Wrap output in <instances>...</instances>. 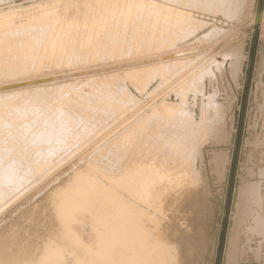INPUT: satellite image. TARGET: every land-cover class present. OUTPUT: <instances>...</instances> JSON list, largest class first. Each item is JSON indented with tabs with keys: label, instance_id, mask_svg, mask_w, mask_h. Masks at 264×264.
Listing matches in <instances>:
<instances>
[{
	"label": "rangeland",
	"instance_id": "obj_1",
	"mask_svg": "<svg viewBox=\"0 0 264 264\" xmlns=\"http://www.w3.org/2000/svg\"><path fill=\"white\" fill-rule=\"evenodd\" d=\"M233 2L0 0V86L65 74L56 80L45 79L0 91V136L4 132L3 136L8 138L0 137V264H44V260L47 264L48 258L50 264H75L76 259L86 258L74 240L85 243L96 240L97 232L90 228H95L92 220L95 214L92 207L88 211L80 203L79 211L74 210L64 218L60 208L65 197L79 189L82 197L77 198L86 197L91 204L90 199L93 201L101 191L99 199L103 202H100L107 199L112 204L110 208L107 202L102 205L103 216L116 214L114 193L127 196V189L118 185V180L136 169L144 172V162L147 158L152 161V157L161 158L157 166H162V173L156 171L168 180L163 186L169 189V181L176 185L181 179L183 186L176 188L172 184L175 190L169 189L174 192L180 189L185 195L183 198L176 191L180 196L178 199L174 196L181 204L173 208L177 222L187 220L191 214L188 210H193L191 199L187 201L191 206L182 205L191 190L186 179L195 175L200 185L204 183L200 187L206 192L209 207L195 219L196 223L203 220L202 226L196 224L195 228L204 232H201L203 251L198 252L195 264H264V0ZM8 28L11 33L7 35ZM19 30L28 35L19 34ZM48 38H53L54 44L49 45ZM187 47L196 53L142 61L159 58L162 51L166 56L173 48ZM82 70L86 73L76 72ZM13 112L17 116L12 117ZM14 118L19 122H14ZM9 124L14 125L15 131L11 125V129L7 128ZM24 126L31 128L26 131ZM53 137L56 139H50ZM179 149L183 159L177 153ZM216 155L218 167L214 166ZM180 162L183 167L178 171ZM184 163L195 170L185 171ZM190 167L186 170L191 171ZM169 171L174 174L173 177L170 172L172 176H168L172 180L167 177ZM124 200L127 201L126 197ZM128 204L132 210L137 207L136 202ZM184 212L187 214L183 215ZM69 216L73 219L67 220ZM63 222H68L67 226Z\"/></svg>",
	"mask_w": 264,
	"mask_h": 264
},
{
	"label": "bare ground",
	"instance_id": "obj_2",
	"mask_svg": "<svg viewBox=\"0 0 264 264\" xmlns=\"http://www.w3.org/2000/svg\"><path fill=\"white\" fill-rule=\"evenodd\" d=\"M166 1V0H165ZM222 1H224V0H222ZM230 1V0H229ZM236 1L237 0H235V2H233V3H236ZM241 1V0H240ZM232 2V1H231ZM189 3V2H188ZM229 4H230V2H228ZM135 4V3H134ZM186 4V3H185ZM223 4V3H222ZM226 4L227 3H225V5L224 6H226ZM228 4V5H229ZM213 5V4H212ZM235 5V4H234ZM234 5H233V7H234ZM236 5H239V4H236ZM231 6V5H230ZM229 6V7H230ZM232 7V8H233ZM237 6H235V8H236ZM227 8V7H226ZM232 8H230V9H232ZM238 8V7H237ZM214 10V9H213ZM229 10V9H228ZM215 11V10H214ZM236 11V10H235ZM233 12V11H232ZM187 13V12H186ZM212 13V12H211ZM215 13V12H214ZM154 14V13H153ZM160 14H161V12H160ZM190 15V14H189ZM221 15H223V14H221ZM152 16V15H151ZM154 18V17H153ZM169 18V17H168ZM156 19H158V18H156ZM229 19V18H228ZM158 20H160V19H158ZM123 21V20H122ZM170 21V20H169ZM156 22V21H155ZM162 22V21H161ZM126 23V22H125ZM69 24V23H68ZM131 24V23H130ZM143 24V23H142ZM158 24V23H157ZM129 25V24H128ZM168 26V25H167ZM100 27V26H99ZM155 27V26H154ZM174 27V26H173ZM46 29H47V27H45ZM72 28H74V27H72ZM72 28H69V29H72ZM82 28V27H81ZM22 29V28H21ZM76 29V28H75ZM79 29V28H78ZM134 29V28H133ZM164 29V28H163ZM10 28H8L5 32H7V35L9 34V32H10ZM45 30V29H44ZM73 30V29H72ZM82 30V29H81ZM13 31H14V29H13ZM35 31V30H34ZM33 31V32H34ZM69 31V30H68ZM170 31V30H169ZM19 32V34L20 33H23V34H25V35H28L27 33H24V32H21L20 30L18 31ZM80 32V31H79ZM158 32V31H157ZM172 32V31H171ZM11 33V32H10ZM14 33H17V32H14ZM83 33V32H82ZM38 34V33H37ZM76 34V33H75ZM17 35H18V33H17ZM36 35V34H35ZM79 35V34H78ZM164 35V34H163ZM163 37V36H162ZM208 37V36H207ZM210 37V36H209ZM134 38H136L135 36H134ZM188 38V37H187ZM204 38V37H203ZM1 40V39H0ZM201 40V39H200ZM45 41V40H44ZM46 41H50V43H49V45H52V44H54V42L53 41H55L53 38H48ZM139 41V40H138ZM204 41V40H203ZM219 41V40H218ZM140 42V41H139ZM159 43H161V42H159ZM7 44V43H6ZM122 46V45H121ZM199 46V45H198ZM110 48H112V47H110ZM129 48V47H128ZM222 48V47H221ZM117 49V48H116ZM137 49V48H136ZM220 49V48H219ZM108 50H110V49H108ZM107 50V51H108ZM144 50V49H143ZM172 51V52H171ZM171 51L170 52H168L167 54H166V56H164L165 54L164 53H162V52H160V54H161V56L159 57V58H149L148 60H142L143 61V63H147V62H149V61H151V60H156V59H167L168 57L169 58H178V57H180V56H183V57H186V56H191V55H193V54H195L196 52H194L195 51V49H193V48H191V47H187L186 49H177V48H173V49H171ZM199 51V50H198ZM109 52V51H108ZM158 53V52H157ZM110 54V53H109ZM112 54V53H111ZM200 54V53H199ZM204 54H206V53H204ZM203 54V55H204ZM116 55H117V53H116ZM208 55V54H207ZM180 62V61H179ZM116 63V62H115ZM114 63V65H116ZM120 63V62H119ZM111 64V63H110ZM113 64V63H112ZM112 64H111V66L110 67H112ZM122 64L124 65V66H126L127 64H125V63H123V61H122ZM109 66V65H108ZM150 68V67H149ZM181 69V68H180ZM176 70V69H175ZM76 72H81V73H86L84 70H82V71H76ZM76 72H72L73 74L74 73H76ZM180 72V71H179ZM176 73H177V71H176ZM175 74V73H174ZM183 74V73H182ZM25 75V74H24ZM186 75V74H185ZM187 75H188V73H187ZM85 76V75H84ZM164 76V75H163ZM176 76V75H175ZM60 77H65V74H58L57 76H48V77H41V78H39L40 80H44L45 81V79H50V80H56V79H58V78H60ZM168 77V76H167ZM183 77V76H182ZM181 77V78H182ZM44 78V79H43ZM28 79V78H27ZM39 79H31L30 80V82H32V80H39ZM164 79V78H163ZM169 79H170V76H169ZM18 80V79H17ZM179 80V79H178ZM177 80V81H178ZM182 80V79H181ZM24 81V80H23ZM27 83H28V81H29V79L28 80H25ZM166 81H169V80H167L166 79ZM176 81V82H177ZM15 82V81H14ZM17 82V81H16ZM180 82V81H179ZM17 83H20V82H17ZM17 83H10V84H17ZM41 83V82H40ZM166 83V82H165ZM178 83V82H177ZM9 84V85H10ZM175 84V83H174ZM4 85H8V84H3V86ZM26 85H30V84H26ZM26 85H22V86H26ZM31 85H33V84H31ZM3 86H0V91L2 90L1 88H3ZM119 86V85H118ZM172 86V85H171ZM181 86V85H180ZM183 86V85H182ZM13 88H19V87H13ZM122 88V87H121ZM120 88V89H121ZM146 88V87H145ZM170 88V87H169ZM11 89V88H10ZM169 90V89H168ZM167 90V91H168ZM3 91V90H2ZM166 92V91H165ZM175 92V91H174ZM121 93V92H120ZM145 93V92H144ZM152 93H153V91H152ZM109 94V93H108ZM130 94V93H129ZM151 95V94H150ZM97 97V96H96ZM162 101V100H161ZM163 102V101H162ZM171 104V103H170ZM10 105V104H9ZM16 105V104H15ZM165 105V104H164ZM202 105V104H201ZM205 105V104H204ZM87 106V105H86ZM207 106V105H206ZM93 107V106H92ZM6 108V107H5ZM13 108V107H12ZM23 108V107H22ZM25 108H29V107H25ZM9 109H10V107H9ZM20 109V108H19ZM7 110V109H6ZM23 110V109H22ZM21 110V111H22ZM25 110V109H24ZM30 110V109H29ZM28 110V111H29ZM2 111H4V110H2ZM15 111V110H14ZM24 112V111H23ZM25 112H26V110H25ZM9 113V112H8ZM14 113V112H13ZM113 113V112H112ZM156 113V112H155ZM28 114V113H27ZM153 114V113H152ZM18 115H20L19 113H18ZM32 115V114H31ZM158 115V114H157ZM14 116H17V115H15V113H14V115H12V117H14ZM21 116H25V114L24 115H21ZM20 116V117H21ZM166 116V115H165ZM33 117V116H32ZM153 117V116H152ZM156 117V116H155ZM182 117V116H181ZM11 119V121H9ZM8 121L11 123V122H13L12 121V118H10ZM25 119V118H24ZM30 119H33V118H31L30 117ZM150 119V118H149ZM153 119V118H152ZM151 119V120H152ZM7 121V122H8ZM16 121H18V120H16ZM15 121V118H14V122H16ZM31 121V120H30ZM109 121V120H108ZM19 122V121H18ZM23 123H25L26 122V120H25V122H24V120L22 121ZM21 122V123H22ZM110 122V121H109ZM111 123V122H110ZM210 123V122H209ZM8 124V123H7ZM14 125L16 124V123H13ZM20 124V123H19ZM160 124V123H159ZM11 124H9L8 126H7V128L10 126ZM13 125V126H14ZM17 125V124H16ZM22 125V124H21ZM23 125H25V124H23ZM26 125H28V124H26ZM31 125V124H30ZM157 125V124H156ZM12 126V125H11ZM12 126V127H13ZM134 126V125H133ZM18 127V126H17ZM25 127V129L26 128H31L30 126L28 127H26V126H24ZM101 127V126H100ZM156 127V126H155ZM168 127V129H169V126H167ZM184 127V126H183ZM211 127H212V125H211ZM211 127H209L208 129H210V131H211ZM2 127H0V129H1ZM4 128H6V127H4ZM10 128V127H9ZM15 127H13V130L15 131V129H14ZM146 128V127H145ZM157 128V127H156ZM163 128V127H162ZM180 128H182V126L180 127ZM11 129V128H10ZM165 129V128H164ZM178 129H179V127H178ZM9 130V129H8ZM7 130V131H8ZM18 130V129H17ZM29 130V129H28ZM149 130V129H148ZM170 130V129H169ZM12 131V130H11ZM19 131H20V128H19ZM18 131V132H19ZM26 131H27V129H26ZM30 131V130H29ZM82 131V130H81ZM93 131V130H92ZM133 131H135V130H133ZM133 131H132V133H133ZM181 131V130H180ZM209 131V132H210ZM6 132V131H5ZM17 132V131H16ZM31 132V131H30ZM39 132V131H38ZM45 132V131H44ZM47 132H49V131H47ZM94 133H95V131H93ZM150 132V131H149ZM190 132V131H189ZM13 133V132H12ZM15 133V132H14ZM22 133V132H21ZM24 133V132H23ZM27 134H28V132H26ZM31 133H33V132H31ZM37 132L36 131H34V135L36 134ZM42 133V132H41ZM124 133V132H123ZM122 133V134H123ZM131 133V134H132ZM140 133H141V131H140ZM167 133H170V132H167ZM194 133V132H193ZM20 134V133H19ZM52 134V133H51ZM57 134V133H56ZM121 134V133H120ZM3 135H6L4 132L2 133V135L0 136V137H2ZM11 135H13V134H11ZM10 135V136H11ZM44 135V134H43ZM47 135H50V134H47ZM52 135H54V134H52ZM60 135V134H59ZM84 135V134H83ZM87 135V134H86ZM85 135V136H86ZM91 136H93L92 134H90ZM90 135H89V137H90ZM133 135V134H132ZM146 135V134H145ZM160 135H162V133L160 134ZM165 135V134H164ZM166 135H168V134H166ZM14 136H16L15 134H14ZM21 136V135H20ZM23 136V135H22ZM30 135H28V137H29ZM33 136V135H32ZM35 136H38V135H35ZM63 136V135H62ZM118 136H120V135H118ZM122 136V135H121ZM139 136V135H138ZM163 136V135H162ZM169 136V135H168ZM181 136V135H180ZM3 137H6V136H3ZM2 137V138H3ZM13 137V136H12ZM42 137V136H41ZM58 137V136H57ZM124 137V136H123ZM129 137H131V136H129ZM184 137V136H183ZM192 137H193V134H192ZM191 136L189 137V138H192ZM7 138V137H6ZM21 138V137H20ZM19 138V139H20ZM33 138V137H32ZM36 138V137H35ZM48 138H49V136H48ZM120 138V137H119ZM133 138V137H132ZM138 138V137H137ZM145 138V137H144ZM162 138H164V137H162ZM181 138V137H180ZM188 138V139H189ZM8 139V138H7ZM13 139V138H12ZM17 139H18V137H17ZM41 138H39V140H40ZM43 139V138H42ZM50 139H56V138H50ZM118 139V138H117ZM123 139V138H122ZM1 140V139H0ZM11 140V139H10ZM38 140V139H37ZM48 140V139H47ZM124 140V139H123ZM130 140V139H129ZM159 140V139H158ZM182 140V139H181ZM184 140V139H183ZM186 140V139H185ZM197 140V139H196ZM11 141H14V140H11ZM15 141H18V140H15ZM41 141V140H40ZM53 141V140H52ZM81 141V140H80ZM84 141V140H83ZM111 141V140H110ZM138 141V140H137ZM151 141V140H150ZM163 140H161V142H162ZM10 142V141H9ZM116 142V141H115ZM121 142V141H120ZM127 142H129V141H127ZM142 142V141H141ZM185 142V141H184ZM194 142V141H193ZM18 143V142H17ZM16 143V144H17ZM124 143V142H123ZM122 143V144H123ZM143 143V142H142ZM190 145H192L193 146V144H191V140H190ZM188 143V144H189ZM12 144H13V142H12ZM106 144V143H105ZM156 144V143H155ZM162 144V143H161ZM164 144V143H163ZM170 144V143H169ZM180 144V143H179ZM185 144V143H184ZM8 145H10V144H8ZM83 145V144H82ZM108 145V144H107ZM111 145V144H110ZM127 145V144H126ZM131 145V144H130ZM167 145V144H166ZM174 145H176V144H174ZM14 146H16L15 144H14ZM14 146H13V148H14ZM75 146V145H74ZM109 146V145H108ZM118 146V145H117ZM123 146H125L124 144H123ZM140 146V145H139ZM158 146V145H157ZM165 146V145H164ZM189 146V145H188ZM196 146V145H195ZM3 147V146H2ZM6 147V146H5ZM11 147V146H10ZM18 147V146H17ZM73 147V146H72ZM159 147H161V146H159ZM190 147V146H189ZM7 148V147H6ZM9 148V147H8ZM12 148V147H11ZM146 148V147H145ZM173 148V147H172ZM186 148H188L187 146H186ZM29 149H31V148H29ZM33 149V148H32ZM42 150H43V148H41ZM69 149V148H68ZM125 149V148H124ZM162 149V148H161ZM170 149V148H169ZM5 150V149H4ZM9 150V149H8ZM16 150H19V148L18 149H15V151ZM21 150V149H20ZM27 150V149H26ZM37 150V149H36ZM36 150H32V151H36ZM66 150V149H65ZM78 150V149H77ZM80 150V149H79ZM139 150V149H138ZM140 150H141V148H140ZM160 150V149H159ZM189 150H191V148H189ZM11 151V150H10ZM9 151V152H10ZM14 151V150H13ZM21 151H23V150H21ZM21 151H20V153H21ZM44 151V150H43ZM74 151V150H73ZM109 151V150H108ZM117 151H119V150H117ZM124 151V150H123ZM145 151V150H144ZM166 151V150H165ZM172 151V150H171ZM177 151V150H176ZM175 151V152H176ZM178 151H180V149L178 150ZM181 151H184L183 150V148L181 147ZM181 151L180 152H177V153H181ZM185 151H187V153H188V150L186 149ZM192 151H195V150H192ZM12 152V151H11ZM28 152H29V150H28ZM113 152V151H112ZM121 152V151H120ZM129 152V151H128ZM160 152H161V150H160ZM164 152V151H163ZM13 153V152H12ZM15 153V152H14ZM44 153V152H43ZM65 153V152H64ZM74 153H76V152H74ZM115 153V152H114ZM116 153H118V152H116ZM137 153V152H136ZM174 153V152H173ZM187 153L185 152V156H184V158H186V155H187ZM194 152H192L191 153V155L193 154ZM4 154V153H3ZM5 154H9V153H7V151H5ZM18 154V153H17ZM63 154V153H62ZM92 154V153H91ZM113 154V153H112ZM158 154H159V152H158ZM164 154V153H163ZM167 154V153H166ZM190 154V153H189ZM188 154V155H189ZM11 155V158H13L12 157V155L13 154H10ZM27 155V154H26ZM153 155V154H152ZM151 155V156H152ZM169 155V154H168ZM171 155V154H170ZM176 155V154H175ZM181 155V154H180ZM180 155H179V157H180ZM8 157L7 158H9V155H7ZM14 156V155H13ZM98 156V155H97ZM118 156V155H117ZM120 156V155H119ZM133 156V155H132ZM139 155H137V157H138ZM182 159H183V153H182ZM5 157H6V155H5ZM20 157V156H19ZM55 157V156H54ZM70 157V156H69ZM68 157V158H69ZM123 157V156H122ZM127 157V156H126ZM137 157H136V159H137ZM141 157H143L142 155H141ZM140 157V159L142 160L143 158H141ZM147 157H149V156H147ZM155 157V156H154ZM164 157V156H163ZM168 157H170V156H168ZM178 157V158H179ZM189 157H190V155H189ZM193 157V156H192ZM226 157H227V155H226ZM6 158V159H7ZM37 158V157H36ZM52 158V157H51ZM57 158V157H56ZM68 158H66V159H68ZM92 158V157H91ZM90 158V159H91ZM99 158V157H98ZM109 158V157H108ZM129 158V157H128ZM128 158H127V160H128ZM134 158V157H133ZM144 158H145V156H144ZM151 158V157H150ZM171 158V157H170ZM188 158V157H187ZM2 159V158H1ZM48 159V158H47ZM62 159V158H61ZM65 159V158H64ZM93 159V158H92ZM148 160H146L145 162H144V166H143V169H144V172L143 171H139V169H136L139 165L137 164V167L136 168H134V166L132 167L131 166V168H134V169H136V170H134V172H132L131 173V175L130 174H128V175H126V176H124V178H122V179H120V180H118V177H117V180H118V185H121L122 187H125V189H127V191H126V195L127 196H124V198L126 197V200L128 201H125L124 200V198L123 197H121L120 195H118L117 194V192H115L114 194H115V201H116V207H113V208H116V214H112L111 216H103V212L102 211H104L105 209H103V206L102 205H105L106 203L105 202H107V199H105V202L104 203H102L103 201L102 200H100L99 199V194L101 193V191H100V193H97L98 194V196L97 195H95L96 196V198H95V196H94V193H92L93 194V196H94V200L92 201V199H90L91 200V204L89 203V200H85L86 199V197H85V199H84V197L83 198H80V200H79V198H77V196L79 195V189H77L75 192H73V193H71V195L70 196H66L65 197V199H64V201H63V205H62V207L60 208V209H62L61 211H60V213L62 212L63 213V215L62 216H64V218H66L72 211H74V210H77L78 209V206L80 207V203H84V209H87L88 210V208L89 207H92V209H93V212H94V214H95V217L94 218H92V220H94V222L96 223V225H95V228H93L92 229V227H90L91 228V230H93L94 231V229H95V234H96V232H97V237H96V240H94V242H92V243H85L84 241H82L81 239L79 240V239H75V234L74 233H72V234H74V242H75V245L77 244V245H79V247H82L81 249H82V251H83V254L86 256V258L85 257H81V258H78V259H76V263L75 264H195L196 263V260H197V257H198V252L199 251H201V249H202V247H204V245L202 244V238H204V236H203V234L202 233H204V232H202V230H201V232H198L197 231V229L195 228V227H197V225L196 224H200L201 223V221H203V220H200V221H198L199 223H196V220L195 219H198L197 218V215H199L200 213H203L204 211L206 212L207 211V209H208V201H207V199H206V192H204L203 191V188H201V187H203V185H204V183H202L203 185H200L199 183H198V181H196V178H195V175H194V177H191L190 176V178L191 179H189V180H187L186 179V181L185 180H183L182 179V181H185L186 183H187V181H189L188 182V184L187 185H189V187L191 188V190L189 189V192L190 193H188V196H186V198L187 197H189L188 199H186V201L182 204L183 206H187V205H189V206H191L190 205V203H188L187 201L188 200H190L192 203V209L193 210H191V208L188 210L189 211V213H191V214H188V216H189V218H188V216L185 218V219H187V220H185L184 222L183 221H181V222H177V216H176V214L174 213L175 212V209L173 210V208H175L176 207V205H181L180 204V202H179V200H176V199H178V197L177 196H180V195H176V191H178V192H182L180 189L179 190H176L175 192L174 191H171V190H169L170 189V187L172 188V184H173V181H169V182H171V185H170V183H168L169 185H170V187H169V185H168V187H169V189H167V187H165V185L167 184V181L168 180H166L167 178L165 177H162L161 175H158L157 174V171L156 170H159V172H160V174L162 173L161 172V168H162V166L159 168L158 166H157V162H158V160H161V158L159 159V158H157V157H155L154 159H153V157H152V161L151 160H149V158H147ZM163 159V158H162ZM179 159H181V158H179ZM178 159V160H179ZM181 159V160H182ZM193 159V158H192ZM218 159V157H217V155L215 156V160H214V162L216 163L214 166H216L217 165V167L220 165V162H219V160H217ZM225 159V158H224ZM106 160V159H105ZM113 160V159H112ZM122 160V159H121ZM127 160H125V161H127ZM132 160V159H131ZM131 160H129V162L131 161ZM138 160V159H137ZM164 160V159H163ZM174 160L175 159H173L172 161L174 162ZM180 160V161H181ZM186 160V159H185ZM188 160H189V158H188ZM187 160V162L189 163V161H193V160H189L188 161ZM1 161H3V160H1ZM30 161V160H29ZM46 161H48V160H46ZM88 161V160H87ZM138 161H140V160H138ZM184 161V160H183ZM225 161V160H224ZM58 162V161H57ZM67 162V161H66ZM103 162V161H102ZM108 162V161H107ZM123 162V161H122ZM134 162H135V160H134ZM142 162V161H141ZM184 162H186V161H184ZM195 164H196V162L195 161H193ZM193 162H191V163H193ZM43 163H44V161H43ZM63 163V162H62ZM91 163H93V162H91ZM119 163V162H118ZM133 163V162H132ZM137 163H139V162H137ZM181 163V164H180ZM178 165H179V168L178 167H176V168H178V171L180 170V166L182 165V162H180ZM190 163V164H191ZM40 164V163H39ZM61 164V163H60ZM121 164V163H120ZM127 164V163H126ZM185 164V163H184ZM189 164V165H190ZM227 164V163H226ZM2 165V164H1ZM44 165V164H43ZM116 165L117 166H119L117 163H116ZM131 165V163L129 164V166ZM172 165V164H171ZM175 165V164H174ZM174 165H172L171 167H173ZM177 165V166H178ZM192 165V164H191ZM29 166V165H28ZM47 166V165H46ZM127 166H128V164H127ZM168 166H170V165H168ZM168 166H165L164 167V169H167V167ZM176 166V165H175ZM2 167H4V166H2ZM9 167H11V166H9ZM22 167V166H21ZM34 167V166H33ZM121 167H122V164H121ZM156 167H158L159 169H156ZM182 167H183V165H182ZM188 167H190V166H188L187 165V163L185 164V171H187V172H192L193 170H195L194 168L195 167H193V166H191L189 169L191 170V171H189V170H186V169H188ZM193 167V168H192ZM223 167H224V165H223ZM226 167V166H225ZM7 168V167H6ZM5 168V169H6ZM38 168V167H37ZM36 168V169H37ZM115 168V167H114ZM124 168V167H123ZM130 168V167H129ZM128 168V169H129ZM176 168H175V171H174V173L176 174ZM2 169V168H1ZM4 169V170H5ZM33 169V168H32ZM111 169V168H110ZM116 169H118V167L116 168ZM120 169V168H119ZM142 169V170H143ZM164 169H163V171H164ZM171 169H173V168H171ZM21 170V169H20ZM46 170V169H45ZM126 170V169H125ZM174 170V169H173ZM215 170H216V168H215ZM1 171V173H2V170H0ZM6 171V170H5ZM70 171V170H69ZM87 171V170H86ZM128 171V170H127ZM181 171V170H180ZM185 171H182V172H185ZM30 172H31V170H30ZM33 172V171H32ZM76 172V171H75ZM75 172H74V174H75ZM78 172V171H77ZM80 172V171H79ZM83 172V171H82ZM118 172V171H117ZM129 172V171H128ZM165 172V171H164ZM163 172V174H165ZM168 172V171H167ZM170 172L171 171H169V173H167V177L168 176H170L169 174H170ZM7 173V172H6ZM34 173V172H33ZM67 173V172H66ZM94 172H92V174H93ZM120 173H121V170H120ZM172 173V172H171ZM180 173V172H179ZM195 173H198V172H195ZM41 174V173H40ZM104 174V173H103ZM112 174V173H111ZM173 174V173H172ZM172 174H171V176H172ZM184 174V173H183ZM194 174V173H193ZM248 174V173H247ZM0 175H2V174H0ZM6 175V174H5ZM14 175V174H13ZM109 175V174H108ZM130 175V176H129ZM8 176V175H7ZM89 176V175H88ZM118 176V175H117ZM121 176V175H120ZM165 176V175H164ZM170 176V177H171ZM178 176H179V174H178ZM181 176V175H180ZM201 176V175H200ZM101 177V176H100ZM173 177H174V174H173ZM172 177V178H173ZM177 177V175H175V178ZM182 177V176H181ZM180 177V178H181ZM2 178H3V176H2ZM36 178V177H35ZM92 178V177H91ZM98 178V177H97ZM169 178V177H168ZM172 178L170 179V180H172ZM174 178V179H175ZM90 179V178H89ZM166 181H165V180ZM177 179H178V177H177ZM177 179H175V181L177 180ZM1 180V179H0ZM27 180V179H26ZM76 180V179H75ZM92 180V179H91ZM102 180V179H101ZM2 181V180H1ZM79 181V180H78ZM84 181V180H83ZM107 181V180H106ZM174 181V182H175ZM74 182V181H73ZM92 182H93V180H92ZM95 182V181H94ZM100 182V181H99ZM166 182V183H165ZM185 182H183L184 184H185ZM120 183V184H119ZM165 183V185L163 186V184ZM175 183H179V181L177 180V182H175ZM180 183H181V179H180ZM176 184L177 185V187L179 186V185H181V184ZM182 183V184H183ZM3 184V183H2ZM21 184H22V182H21ZM95 184V183H94ZM101 184V183H100ZM103 184H105V183H103ZM109 184V183H108ZM84 185V184H83ZM82 185V186H83ZM105 185H107V184H105ZM116 185H117V183H116ZM176 185L175 184H173V186L174 187H176ZM185 186L184 188H189L188 186ZM18 186V185H17ZM75 186V185H74ZM81 186V185H80ZM100 186V185H99ZM104 186V185H103ZM109 186V185H108ZM181 186H183V185H181ZM201 186V187H200ZM23 187V186H22ZM27 187V186H26ZM88 186H86V188H87ZM119 187V186H118ZM176 187V188H177ZM246 187H248V185L246 186ZM7 188V187H6ZM80 188V191H81V189H82V187H79ZM89 188V187H88ZM99 188V187H98ZM97 188V189H98ZM104 188V187H103ZM109 189H110V186L108 187ZM114 188V187H113ZM121 188V187H120ZM183 188V187H182ZM181 188V189H182ZM251 188V187H250ZM4 189V188H3ZM16 189V188H15ZM85 189V188H84ZM90 189V188H89ZM119 189V188H118ZM124 188H122V190H123ZM173 189V188H172ZM185 189V190H186ZM248 189V188H247ZM259 189V188H258ZM20 190V189H19ZM88 190V189H87ZM110 190H114V189H110ZM109 190V192H111ZM120 190V189H119ZM173 190H175V189H173ZM185 190H183V192L185 191ZM245 190H246V188H245ZM82 191H84V190H82ZM86 191V190H85ZM90 191H91V189H90ZM98 192H99V190H97ZM103 191V190H102ZM108 191V190H107ZM106 191V193H109V192H107ZM87 192V191H86ZM122 192H125L124 190L122 191ZM186 192H188V191H186ZM242 192V191H241ZM246 192V191H245ZM251 192V191H250ZM254 192H255V190H254ZM257 192V191H256ZM89 193H91V192H89ZM185 193V192H184ZM244 193V192H243ZM20 194V193H19ZM84 194V193H83ZM87 194V193H86ZM102 194V193H101ZM112 194V198H113V193H111ZM120 194H122V193H120ZM238 194V193H237ZM251 194V193H250ZM258 194V193H257ZM17 195H18V193H17ZM16 195V196H17ZM21 195V194H20ZM64 195V194H63ZM85 195V194H84ZM83 195V196H84ZM107 195V194H106ZM109 195V194H108ZM242 195V194H241ZM253 195V194H252ZM13 196V195H12ZM19 196V195H18ZM79 196H81V195H79ZM87 196H88V194H87ZM104 196V195H103ZM123 196V195H122ZM176 197V199H175V197ZM185 196V195H184ZM183 195H182V193H181V197H183V198H185ZM254 196V195H253ZM257 196V195H256ZM10 197V196H9ZM36 197V196H35ZM82 197V196H81ZM91 197V196H90ZM110 197H111V195H110ZM244 197V196H243ZM17 198V197H16ZM102 198V197H101ZM105 198H106V196H105ZM180 198V197H179ZM261 198V197H260ZM62 199V198H61ZM88 199V198H87ZM97 199H99V201L97 200ZM110 199V198H109ZM248 199V198H247ZM246 198H245V200H247ZM251 199H253V198H251ZM254 199H255V196H254ZM14 200V199H13ZM96 200L98 201V202H96ZM103 200H104V198H103ZM111 200V199H110ZM112 200H114V199H112ZM182 200V199H181ZM241 200V199H240ZM256 200V199H255ZM61 201V200H60ZM100 201H102V202H100ZM109 201V200H108ZM114 201V202H115ZM173 201V202H172ZM177 201L179 202V204H177ZM250 201V200H249ZM261 201V200H260ZM259 201V202H260ZM62 202V201H61ZM61 202H59V204L61 203ZM110 202H112V201H110ZM113 202V203H114ZM136 202V204H137V207L135 208V209H133L132 210V206L129 208L127 205H126V203L128 204V205H130L131 203L133 204V203H135ZM183 201H181V203H182ZM187 202V203H186ZM241 202V201H240ZM247 202H248V200H247ZM246 202V203H247ZM257 202V201H256ZM86 203V204H85ZM102 203V204H101ZM108 203V202H107ZM245 203V202H244ZM254 203V202H253ZM9 204V203H8ZM87 204H90V205H92V206H88ZM111 204V203H110ZM110 204L108 203V204H106V206L108 205V207L110 208ZM176 204V205H175ZM249 204H251V202L249 203ZM260 204V203H259ZM1 205V204H0ZM112 205V204H111ZM242 205H244V204H242ZM246 205V204H245ZM248 205V204H247ZM255 205V204H254ZM60 206V205H59ZM81 206H83V205H81ZM188 206V207H189ZM241 206V205H240ZM256 206H258V203H257V205ZM57 207H58V205H57ZM112 207V206H111ZM128 207V208H127ZM134 207V206H133ZM178 207V206H177ZM188 207H187V209H188ZM5 208V207H4ZM59 208V207H58ZM104 208H107V207H104ZM112 208V210L111 211H113V210H115V209H113ZM179 208V207H178ZM244 208V207H243ZM80 209H82V207L80 208ZM90 210H92L91 208H89ZM181 210H182V208H180ZM180 209H178V212L180 211ZM185 209V208H184ZM261 209V208H260ZM90 210H88V211H90ZM108 210H110V209H107L106 211H108ZM259 210V209H258ZM78 211H79V209H78ZM183 211H185V210H183ZM244 211V210H243ZM251 211V210H250ZM114 212V211H113ZM240 212V211H239ZM96 213H97V215H96ZM106 213V212H105ZM158 213V214H157ZM182 213V212H181ZM252 213V212H251ZM184 214H187V213H183V215ZM241 214V213H240ZM60 214H59V212H58V216H59ZM105 215V214H104ZM183 215H181V217L183 216ZM190 215H192L191 217H190ZM201 216V215H200ZM205 216V215H204ZM254 216V215H253ZM202 217V216H201ZM239 217V216H238ZM244 217V216H243ZM59 218V217H58ZM71 218L73 219V216H69V219H67V220H71ZM134 218H135V220H134ZM180 218V217H179ZM184 218V217H183ZM183 218H181V219H183ZM192 218H193V222H192ZM240 218H241V216H240ZM239 218V219H240ZM247 218V217H246ZM253 218V217H252ZM259 218V217H258ZM257 218V219H258ZM60 219V218H59ZM62 219V218H61ZM200 219V218H199ZM238 219V220H239ZM260 219V218H259ZM262 219V218H261ZM63 220V219H62ZM194 220H195V222H194ZM243 220V219H242ZM254 221V220H253ZM259 221V220H258ZM192 222V223H191ZM260 222V221H259ZM66 223H68V222H66ZM66 223H64L63 222V224H65L66 225ZM116 223V224H115ZM194 223H195V225H194ZM248 223V222H247ZM263 223V222H262ZM192 226H191V225ZM238 224H240L239 223V221H238ZM242 224H244V222L242 223ZM260 224V223H259ZM258 224V225H259ZM264 224V223H263ZM64 225V226H65ZM92 225V224H91ZM90 225V226H91ZM257 225V224H256ZM67 226V225H66ZM199 226H202V224H200ZM239 227V226H238ZM241 227V226H240ZM239 227V228H240ZM246 227V226H245ZM248 227H250V226H248ZM258 227V226H257ZM64 228V227H63ZM97 228V229H96ZM199 228V227H198ZM237 228V227H236ZM255 228V227H254ZM67 229V228H66ZM200 229V228H199ZM263 229V228H262ZM97 230V231H96ZM248 230V229H247ZM254 230V229H253ZM257 230H259V229H257ZM207 231V230H206ZM238 231V230H237ZM66 232V231H65ZM248 232V231H247ZM70 233V232H69ZM69 233L68 234H66V235H69ZM200 233V234H199ZM208 233V232H207ZM254 233H255V231H254ZM260 233H261V230H260ZM64 234V235H65ZM71 234V233H70ZM208 235V234H207ZM72 236V235H71ZM264 236V235H263ZM67 237H69V236H67ZM73 237V236H72ZM208 237V236H207ZM207 237H205V239L207 238ZM235 239H236V236H235ZM71 240H73V239H71ZM207 240V239H206ZM234 240V239H233ZM233 240H231L230 242H231V245H232V243L234 244V241ZM237 241V240H236ZM246 241H248V240H246ZM264 241V240H263ZM259 243V242H258ZM71 244V243H70ZM207 246V245H206ZM229 246H230V244H229ZM234 246V245H233ZM232 246V247H233ZM56 247V246H55ZM208 247V246H207ZM52 248V247H51ZM76 248V247H75ZM230 248V247H229ZM235 248V247H234ZM260 248V247H259ZM56 249H58L59 250V248H56ZM204 249V248H203ZM232 248H230V250H231ZM238 249V248H237ZM10 250V249H9ZM233 250V249H232ZM231 250V251H232ZM54 251V250H53ZM203 251V250H202ZM201 251V252H202ZM54 252H56V251H54ZM237 252V251H236ZM242 252V251H241ZM252 252V251H251ZM256 252V251H255ZM260 252V251H259ZM6 253V252H5ZM234 253V252H233ZM73 254V253H72ZM110 254H111V256H110ZM232 253H230V255H231ZM256 254H257V252H256ZM235 255V254H234ZM240 255V254H239ZM255 255V254H254ZM52 256V255H51ZM56 256V254L54 253V257ZM58 256V255H57ZM259 256V255H258ZM47 257V256H46ZM53 257V258H54ZM228 257H229V255H228ZM231 257H236V256H230L229 258H231ZM240 257V256H239ZM51 258V257H50ZM58 258H59V256H58ZM61 258V257H60ZM52 259V258H51ZM56 259V258H55ZM236 258H234V260H235ZM48 260V263L49 262H51V260L48 258L47 259ZM50 260V261H49ZM230 260V259H229ZM232 260V259H231ZM248 260V259H247ZM40 262H42V259L41 260H39ZM38 261V262H39ZM45 261L46 260H44V264H45ZM52 261H53V259H52ZM236 261V260H235ZM47 262V261H46ZM47 263V264H48ZM29 264V263H28ZM31 264V263H30ZM36 264H37V262H36ZM50 264V263H49ZM53 264V263H52ZM57 264V263H56Z\"/></svg>",
	"mask_w": 264,
	"mask_h": 264
},
{
	"label": "water",
	"instance_id": "obj_3",
	"mask_svg": "<svg viewBox=\"0 0 264 264\" xmlns=\"http://www.w3.org/2000/svg\"><path fill=\"white\" fill-rule=\"evenodd\" d=\"M39 81H41V80L40 79L39 80H33L32 82L28 81V83L26 81H21L20 83H17V84L4 85L3 88H1V89L3 90V89L13 88V87H21L22 85H26V84H30V83H39Z\"/></svg>",
	"mask_w": 264,
	"mask_h": 264
}]
</instances>
